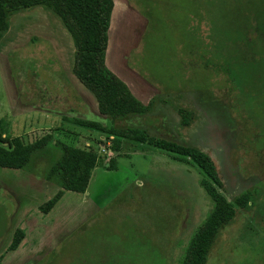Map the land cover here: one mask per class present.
I'll list each match as a JSON object with an SVG mask.
<instances>
[{
    "label": "rangeland",
    "instance_id": "obj_1",
    "mask_svg": "<svg viewBox=\"0 0 264 264\" xmlns=\"http://www.w3.org/2000/svg\"><path fill=\"white\" fill-rule=\"evenodd\" d=\"M126 2L133 12L115 11L109 23L107 63L151 106L116 124L200 149L226 200L250 193L253 203L235 207L204 264H264V101L249 98L262 85L264 54L247 53L243 66L234 64L242 57L235 24L253 16L264 23V0ZM73 51L49 10L34 6L8 17L0 39V136L48 132L78 147L92 145L100 165L82 194L62 192L47 213L38 205L59 189L43 177L49 150L28 169L0 168V264L30 252L37 257L23 264H178L211 207L200 174L150 146L133 150L122 139L116 147L112 136L63 121L62 114L98 115L95 99L71 72ZM230 68L240 93L223 71ZM178 108L188 112L183 124ZM16 227L24 237L8 251Z\"/></svg>",
    "mask_w": 264,
    "mask_h": 264
},
{
    "label": "trees",
    "instance_id": "obj_2",
    "mask_svg": "<svg viewBox=\"0 0 264 264\" xmlns=\"http://www.w3.org/2000/svg\"><path fill=\"white\" fill-rule=\"evenodd\" d=\"M112 5V0H0V39L7 29L8 17L13 12L34 6L49 10L71 38L74 48L71 72L93 96L97 113L103 118L101 119L98 115L84 118L62 114L61 119L77 127L102 133L106 137L112 136L116 147L122 139L134 144L133 150H141L142 145H147L198 170L199 186L209 198L211 207L189 236L178 258V264H204L219 229L232 220L235 207H248L253 203V199L250 193L245 191L234 197L232 201L226 200L221 193L222 183L213 162L197 147L151 136L144 128H123L116 124V121L122 118L145 114L151 102L139 101L127 85L105 65L107 29ZM251 20L250 22L243 18L240 23L235 21L234 30L236 34L241 35L236 38L239 42L236 43V48L241 49L242 57L234 64L240 67L243 66L245 54L256 53V51L264 54V23H256L254 16ZM209 21L212 22L211 17ZM252 37L257 41H254ZM256 42L257 45L254 44ZM230 47L228 45L227 48ZM223 71L227 73L231 87L240 93L237 74L232 68L228 71L229 73ZM257 81L262 85L257 91H253L249 98L262 99V103L264 72ZM178 113L182 124L185 123L188 112L178 108ZM262 132L264 133V129ZM88 146L78 147L62 142L48 132L30 139L24 135L10 138L0 136V168L28 169V164L36 154L49 150L50 157L43 177L53 182L59 189L49 199L38 205L41 213H47L61 196L62 190L78 193L86 190L92 170L100 165V159L92 145ZM23 236V230L16 227L6 250L16 249ZM36 257L37 255L30 252L26 256L15 259L12 264H23Z\"/></svg>",
    "mask_w": 264,
    "mask_h": 264
},
{
    "label": "crops",
    "instance_id": "obj_3",
    "mask_svg": "<svg viewBox=\"0 0 264 264\" xmlns=\"http://www.w3.org/2000/svg\"><path fill=\"white\" fill-rule=\"evenodd\" d=\"M112 3H113V5H112V9H111V12H110V19H109V23H111V19H112V16L114 15L113 13L115 12V11H117L118 13H120V14H122L123 15V13L122 12H125V13H127V11H129V13L131 12H133L132 11V8H130L129 7V5L127 4V2H126V0H112ZM124 6H126V9H125V11H122V8L124 7ZM117 14V13H116ZM109 27V26H108ZM111 28V27H110ZM108 30V35H107V44H106V49H108V47H107V45H109V28L107 29ZM105 49V51H106V66L116 75V76H118L126 85H127V87L129 88V90H130V92L139 100V101H141L142 103H145L146 101L145 100H142V97L140 96V95H138L137 93H134L131 89H130V87H129V81L126 79V78H124V77H122L118 72H117V70H116V68L113 66V64L111 63V61L108 59V63H107V50ZM104 57H105V55H104ZM110 63V67L107 65V64H109ZM132 74V73H131ZM133 75V74H132ZM135 76H136V74H135ZM151 88V93L153 94V92L155 91L156 92V90L153 88V87H150ZM153 90V91H152ZM63 191V193L64 192H67V190H62ZM70 192H72V191H70ZM75 193H78V192H75ZM82 194V193H81ZM24 232V231H23ZM24 237V236H23ZM23 239V238H22ZM19 246V245H18ZM15 261V260H14Z\"/></svg>",
    "mask_w": 264,
    "mask_h": 264
}]
</instances>
